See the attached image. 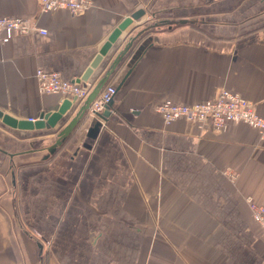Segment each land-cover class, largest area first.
<instances>
[{
    "label": "crops",
    "instance_id": "0c3cea01",
    "mask_svg": "<svg viewBox=\"0 0 264 264\" xmlns=\"http://www.w3.org/2000/svg\"><path fill=\"white\" fill-rule=\"evenodd\" d=\"M90 1L71 15L0 0V17L37 19L46 30L0 44V111L37 121L72 102L51 129L0 121V264H264L248 203L264 204V139L241 123L222 132L165 124L154 111L228 89L264 118V0ZM139 10L82 80L112 31ZM164 13L175 27L139 35L107 77L102 89L116 88L108 116L86 111L50 154L84 102L40 94L35 72L93 89L142 20Z\"/></svg>",
    "mask_w": 264,
    "mask_h": 264
},
{
    "label": "built area",
    "instance_id": "2783aa9c",
    "mask_svg": "<svg viewBox=\"0 0 264 264\" xmlns=\"http://www.w3.org/2000/svg\"><path fill=\"white\" fill-rule=\"evenodd\" d=\"M35 1L38 4L40 14L63 10L71 15H80L92 7L90 0ZM34 32L46 34V30L39 27L37 19L0 17V44L8 43L15 36ZM35 78L40 94L62 95L84 102L92 90L89 85L64 79L57 72L37 70ZM115 94L116 88L114 86L104 87L91 102L87 111L93 115L102 114ZM154 111L165 124L183 119L196 123L199 127L207 124L212 130L222 132L233 123H241L256 130L260 139H264V118L257 114L254 103L228 89H221L212 99L193 104L162 101L155 106ZM31 121L33 120L31 119ZM248 203L252 219L264 235V204L258 205L251 199H248Z\"/></svg>",
    "mask_w": 264,
    "mask_h": 264
},
{
    "label": "water",
    "instance_id": "95a60500",
    "mask_svg": "<svg viewBox=\"0 0 264 264\" xmlns=\"http://www.w3.org/2000/svg\"><path fill=\"white\" fill-rule=\"evenodd\" d=\"M39 12V7H38ZM144 14L143 10L136 11L130 16L123 19V21L118 24V26L112 31L107 41L103 45V47L98 52V55L95 57L93 62L91 63L89 69L85 73V76L82 80H86V77L91 73L93 69H95L102 61L104 56L108 53L112 45L119 39L121 34L136 20H138ZM179 24H185V21H179ZM142 31H138L133 37L129 38L127 43L124 45L123 49L116 55L114 58L109 70L107 71L105 77L101 79L96 86L91 90L88 97L84 101L83 105L79 108L77 113L72 117V119L67 123L65 127L57 134V139L55 143L48 149L50 154H53L58 146H60L67 136L73 131L76 127L79 120L83 117L84 113L89 109L91 102L97 97L100 90L102 89L107 77L114 71L116 66L119 64L123 56L128 52L130 47L132 46L135 39L141 34ZM80 83V81H77ZM71 100H64L58 109L53 113H47L42 116L40 120L37 121H17L0 111V121L11 128L22 129V130H32V129H51L56 123L62 118V116L69 110L71 106ZM111 103V102H110ZM110 105V104H109ZM106 110L98 115L101 118H106L109 114L108 107Z\"/></svg>",
    "mask_w": 264,
    "mask_h": 264
},
{
    "label": "rangeland",
    "instance_id": "374dc122",
    "mask_svg": "<svg viewBox=\"0 0 264 264\" xmlns=\"http://www.w3.org/2000/svg\"><path fill=\"white\" fill-rule=\"evenodd\" d=\"M167 19L168 17L165 15V13L163 15L157 14L155 15V17L149 15L148 18H145L144 20H142L141 24L138 26V30L136 31V33L138 31H142L141 34L144 36L146 34L151 33V31L167 30L169 26H171V28L175 27Z\"/></svg>",
    "mask_w": 264,
    "mask_h": 264
}]
</instances>
